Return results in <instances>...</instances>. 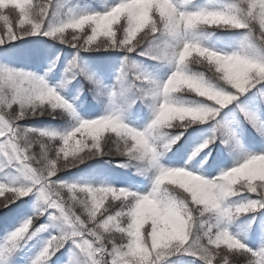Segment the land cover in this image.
<instances>
[{
  "label": "clouds",
  "instance_id": "1",
  "mask_svg": "<svg viewBox=\"0 0 264 264\" xmlns=\"http://www.w3.org/2000/svg\"><path fill=\"white\" fill-rule=\"evenodd\" d=\"M0 0V47L45 37L80 52L124 53L119 79L138 95L127 109L108 107L86 118L44 74L0 59V153L19 168L0 177V209L32 197L31 214L7 234L0 255L11 253L33 218L55 207L56 229L29 264H48L73 236L63 264H173L190 254L201 264H264V239L250 247L235 229L264 210V149H249L237 129L221 132L220 114L264 83V0ZM119 33V35H118ZM234 34L227 41L224 34ZM150 58L149 68L135 56ZM94 99L112 95L85 74ZM139 99L150 110L137 124L128 112ZM264 102V96H261ZM57 115L67 127L25 126ZM245 120L264 138V120ZM210 131L192 142L182 160L170 154L194 126ZM213 129H216L214 132ZM225 145L232 163L209 174L212 146ZM147 181L143 187L108 179H61V173L100 158ZM59 177V179H56ZM255 198H253V195ZM264 230V229H262ZM87 233L92 239H88ZM191 242V243H190Z\"/></svg>",
  "mask_w": 264,
  "mask_h": 264
},
{
  "label": "trees",
  "instance_id": "2",
  "mask_svg": "<svg viewBox=\"0 0 264 264\" xmlns=\"http://www.w3.org/2000/svg\"><path fill=\"white\" fill-rule=\"evenodd\" d=\"M77 0H72L75 4ZM86 0H81L85 2ZM96 2V0H95ZM86 4V3H85ZM119 35V33H118ZM227 41H231L234 38V34L226 33L224 34ZM59 53V58L55 61V66L52 68L51 72L48 74L46 79L50 83L53 81L52 85H55L58 81H61L65 77L71 78V82L67 85L62 92L72 93L77 99L79 105L87 112H100L107 105L106 98L94 99L93 84L85 78V74H94L101 78V83L97 85L102 90L108 85H112V89L116 93L126 94L132 97L135 93L134 89L130 90L127 87L128 82H130L131 77L129 76L127 80L119 79L118 69L123 63L124 53L115 50L101 51V52H80V57L82 62L76 67H70L69 61L75 53V49L65 47L60 44H55L45 37L35 36L26 37L22 40L12 42L7 46L0 47V57L2 60L8 61L9 63L15 65L16 67H23L31 69L39 74H44L46 68L49 67V61L53 59ZM135 56V54H132ZM135 58L141 61L144 65L149 68H155V61L147 57L135 56ZM110 83V84H108ZM138 95V94H136ZM129 100L125 101V105L128 104ZM228 108L222 110L219 119L227 123L230 128H235L239 134L243 137L244 143L247 146H264V138H262L257 131L252 127L250 123L246 120H237L234 115L229 112ZM252 110L256 113L260 120H264V103H259L252 107ZM20 123L25 126L34 127H53V128H65L67 127V121L65 118L57 115L55 118L51 116H43L38 118H33ZM233 123V125H231ZM195 129V131H193ZM210 131L209 125H199L194 126L192 129L185 133V136L181 138V141L174 148L173 152L170 154V158L173 160H182L180 157H184L186 149L190 146L194 137L201 138ZM121 158H108L100 157L91 161H88L77 168L71 169L64 173L59 174L61 179H76V178H89V180H119V179H132L136 182H141L144 179L140 176L133 175L131 169H125L119 166L118 161ZM232 161L229 155L228 149L223 145L218 139L216 143L212 146V158L211 163L208 166V171H214L220 169L224 166L225 162ZM253 198H255L254 194ZM28 201V208L32 200L28 197L24 198ZM30 201V202H29ZM20 202H17L19 205ZM20 213L19 207L9 206L8 209H0V242L5 239L6 234L11 231L12 226L17 222V218ZM256 220L249 226L247 218L242 222H238L234 227L239 229L247 237L249 242H259V236L256 235L255 231L258 223H264V210L255 214ZM47 215L38 217L35 219V224L38 226L42 224V221L46 220ZM251 229V232L246 235L245 233ZM55 232V231H53ZM58 234V233H53ZM264 239V236L262 237ZM68 244L60 249L56 255L52 258L48 264H63L65 259L66 250ZM69 248V247H68ZM24 247L19 251V249H14L11 253H5L0 255V264H18L23 262L26 264L27 259H32L34 252H30L28 255L24 254ZM192 264H200V261L193 260L192 257H187Z\"/></svg>",
  "mask_w": 264,
  "mask_h": 264
},
{
  "label": "snow or ice",
  "instance_id": "3",
  "mask_svg": "<svg viewBox=\"0 0 264 264\" xmlns=\"http://www.w3.org/2000/svg\"><path fill=\"white\" fill-rule=\"evenodd\" d=\"M70 67H76L74 61L70 64ZM261 96H264V83H261L260 85L257 86V88L249 91L248 93L239 96V98L233 102L232 104L233 107L229 109V112H231L237 120H240V119L245 120V117H247L249 120H255L257 115L252 110V107L259 103H264V102H261V99H260ZM193 131H195V129H193ZM213 131L215 132L216 129H213ZM221 132H222V135L225 137L230 135V127L228 126L227 123L223 121L221 124ZM198 139L199 137H194L192 142H195ZM0 140H3V137H0ZM180 158L183 159V157H180ZM18 168H19V165L17 164L16 161H9L5 158L3 153H0V177H2L5 172H7L8 174H11L12 172L16 171ZM56 179H59V177H57ZM29 197L31 198V196ZM19 202H20L19 205H17V203L11 205V206L20 208V213L17 218V222L12 226V229L18 227L20 223L24 219H26L28 215L31 214V212L29 214V208L27 206L28 201L23 199V200H20ZM8 208H5V209H8ZM53 213L58 215L57 209L55 207L47 208V211H44L42 216L44 215L48 216V223L40 224L38 226L35 224L36 218L34 217L32 227L29 229V232L24 236V239L21 240L20 243H26L27 241L32 240L34 237H37L40 233L47 231L50 228V225H52L53 221L55 220V216L52 215ZM256 226L261 229H264V223L258 224ZM53 233L54 232H50L48 237L42 241L39 250L44 246V244H46L52 239ZM7 234H6V237H7ZM84 235L88 239H92V237L88 236L87 233H85ZM79 239L80 237L73 236L72 239L69 240L71 241V245H72L71 249H73V251H79V249L77 248V244H76V241H78ZM189 256L190 254L178 255L177 257L174 258L173 264H192V262L187 259V257ZM192 258L193 260L200 261L198 258H195V257H192ZM200 264H201V261H200Z\"/></svg>",
  "mask_w": 264,
  "mask_h": 264
},
{
  "label": "rangeland",
  "instance_id": "4",
  "mask_svg": "<svg viewBox=\"0 0 264 264\" xmlns=\"http://www.w3.org/2000/svg\"><path fill=\"white\" fill-rule=\"evenodd\" d=\"M87 4H92L93 6H98V5H95L94 3H92V2H88V0H87V2H86ZM71 102H73L74 103V101H71ZM110 107H113V108H116V109H119L118 108V103H117V101L116 100H114V98H112L111 99V101H110ZM120 110V109H119ZM81 115H83V114H81ZM84 117H86V118H90V116H86V115H83ZM149 116H150V110H149ZM91 117H93V116H91ZM149 119V117L145 120V122L147 121ZM132 121V120H131ZM133 122H135V123H137V124H143V123H145V122H143V123H138L137 121H133ZM231 125H233V123H231ZM249 149H253V150H262V149H255V148H249ZM230 166V165H229ZM228 167V166H227ZM216 174V171H214V172H212L211 173V175H215ZM146 185V184H145ZM145 185H142V187L143 186H145ZM49 233V229L47 230V231H45V232H42V233H40V234H48ZM70 243H71V241H70Z\"/></svg>",
  "mask_w": 264,
  "mask_h": 264
}]
</instances>
